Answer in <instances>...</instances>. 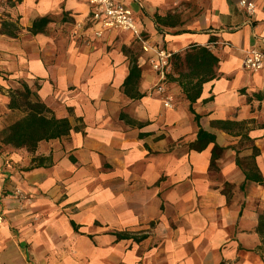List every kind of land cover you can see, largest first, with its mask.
Masks as SVG:
<instances>
[{
  "label": "crops",
  "instance_id": "1",
  "mask_svg": "<svg viewBox=\"0 0 264 264\" xmlns=\"http://www.w3.org/2000/svg\"><path fill=\"white\" fill-rule=\"evenodd\" d=\"M239 1L120 0L134 30L99 37L87 0L0 3L1 201L32 199L0 208V264H264V68L242 66L264 52V0ZM22 86L70 125L34 152L1 136Z\"/></svg>",
  "mask_w": 264,
  "mask_h": 264
},
{
  "label": "trees",
  "instance_id": "2",
  "mask_svg": "<svg viewBox=\"0 0 264 264\" xmlns=\"http://www.w3.org/2000/svg\"><path fill=\"white\" fill-rule=\"evenodd\" d=\"M47 17L37 19L33 23L31 28L32 32H36L42 29L48 22ZM201 53H207L204 48H199ZM211 56V55H210ZM213 61L215 60L212 56ZM132 70V71H131ZM130 70V75H135L133 68ZM11 95H19L22 98V104L26 105V113L19 119L11 123L1 133L4 143L10 144L16 148H26L28 152H34L37 143L41 140H50L53 138H60L69 133L70 125L66 119H56L53 116L45 114L44 107L38 102H31L30 97H34L26 86H22L21 91L12 93ZM15 99L12 100V103ZM214 141V136L205 132L202 129H198L196 142L199 145L198 149L205 148L209 142ZM215 149V148H214ZM213 149V150H214ZM215 151V150H214ZM39 162L43 161V158L38 159ZM264 185V180L260 181Z\"/></svg>",
  "mask_w": 264,
  "mask_h": 264
},
{
  "label": "built area",
  "instance_id": "3",
  "mask_svg": "<svg viewBox=\"0 0 264 264\" xmlns=\"http://www.w3.org/2000/svg\"><path fill=\"white\" fill-rule=\"evenodd\" d=\"M4 0H0V3ZM90 7L89 25L96 26L93 34L96 37L101 36L105 31L110 30H134V22L131 16V9L120 2V0H87ZM239 4L245 8L248 14L254 10L252 1L240 0ZM82 24L78 23L77 28H81ZM136 39L141 43L143 51L152 50L145 40L139 35ZM155 59L151 61L152 68L159 73L160 82L155 86L158 93L163 95L162 104L164 107L172 106V97L165 92L162 85L165 72L169 68V54L161 50L154 49ZM242 66L247 71L257 72L264 68V52L259 49L248 50L243 58Z\"/></svg>",
  "mask_w": 264,
  "mask_h": 264
},
{
  "label": "rangeland",
  "instance_id": "4",
  "mask_svg": "<svg viewBox=\"0 0 264 264\" xmlns=\"http://www.w3.org/2000/svg\"><path fill=\"white\" fill-rule=\"evenodd\" d=\"M19 104H22V98H18ZM18 114V112H16ZM17 114L12 117V119H15L17 117ZM3 195V188L0 187V208L2 206H7V205H21L23 208L26 206H29L31 204L32 200L30 197L26 195V193L19 188H14L10 193V202H3L1 201V197ZM3 215L0 214V223L3 221Z\"/></svg>",
  "mask_w": 264,
  "mask_h": 264
}]
</instances>
